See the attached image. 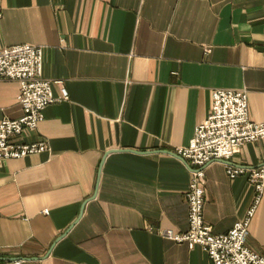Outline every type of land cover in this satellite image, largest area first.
<instances>
[{"label":"crops","instance_id":"1","mask_svg":"<svg viewBox=\"0 0 264 264\" xmlns=\"http://www.w3.org/2000/svg\"><path fill=\"white\" fill-rule=\"evenodd\" d=\"M25 43L69 98L14 137L47 150L0 164V264H212L148 229L188 227L189 167L162 149L188 143L215 88L245 90L264 121V0H0V49ZM18 90L0 79V120L23 114ZM228 160L260 166L264 138ZM204 176L203 219L224 233L255 190L220 160ZM251 218L264 257V192Z\"/></svg>","mask_w":264,"mask_h":264},{"label":"built area","instance_id":"2","mask_svg":"<svg viewBox=\"0 0 264 264\" xmlns=\"http://www.w3.org/2000/svg\"><path fill=\"white\" fill-rule=\"evenodd\" d=\"M42 53L40 46L28 43L0 49V79L18 81L17 101L23 110L18 118L0 120V164L6 159L47 150L45 140L24 142L14 137L27 130L36 131L45 107L69 98L62 80L53 82L42 76ZM54 83L59 85V95L52 92ZM193 132L188 143L175 150L190 165L186 193L188 227L185 231L153 226L148 229L174 242H185L188 248L199 245L212 264H264V257L246 246L249 223L264 192V163L245 169L228 160L246 142L264 138V121L254 122L249 118L245 90L215 88L211 92L210 110ZM217 160L225 163V174L230 178L245 173L255 190L253 205L244 218L236 220L231 228L220 234L213 233L211 224L203 219L204 168ZM47 213L44 209L43 214Z\"/></svg>","mask_w":264,"mask_h":264},{"label":"water","instance_id":"3","mask_svg":"<svg viewBox=\"0 0 264 264\" xmlns=\"http://www.w3.org/2000/svg\"><path fill=\"white\" fill-rule=\"evenodd\" d=\"M162 150H163V151H166V152H168V153H170L171 155H175V156H177L182 162H184L188 167H190V165L187 164V162H185V160H184L183 158H181V156H179L176 152H171V151L164 150V149H162Z\"/></svg>","mask_w":264,"mask_h":264}]
</instances>
